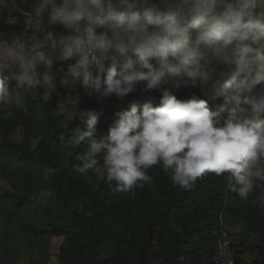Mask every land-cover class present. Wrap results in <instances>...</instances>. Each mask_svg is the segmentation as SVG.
Returning a JSON list of instances; mask_svg holds the SVG:
<instances>
[{
  "label": "clouds",
  "instance_id": "obj_1",
  "mask_svg": "<svg viewBox=\"0 0 264 264\" xmlns=\"http://www.w3.org/2000/svg\"><path fill=\"white\" fill-rule=\"evenodd\" d=\"M25 2L27 31L0 38V111H26L29 96L46 105L59 87L79 84L101 102L165 78L186 77L184 87L199 81L208 97L178 99L165 91L156 106L147 101L117 111L107 135H98L100 113L75 110L79 96L65 95L52 115L71 129L72 144L86 145L75 173L131 192L151 185L148 170L159 164L185 189L206 173H227L241 199L256 187L264 191V0ZM18 9L17 0H0L10 26ZM57 25L63 34L46 31ZM219 98L223 103L211 109L209 100ZM54 171L45 169V177Z\"/></svg>",
  "mask_w": 264,
  "mask_h": 264
},
{
  "label": "trees",
  "instance_id": "obj_2",
  "mask_svg": "<svg viewBox=\"0 0 264 264\" xmlns=\"http://www.w3.org/2000/svg\"><path fill=\"white\" fill-rule=\"evenodd\" d=\"M17 3V25L6 23L8 13L0 14L2 39L27 31L23 21L30 5ZM49 29L63 34L61 26ZM184 79L165 78L151 89L141 84L128 97L161 98L168 91L178 99L208 98L199 81L184 87ZM68 94L79 96L75 110L100 113L97 134L107 135L119 110L101 106L79 84L59 87L46 105L38 95L29 96L26 111H0V264H46L55 237L63 238L59 264H220V239L229 226L238 229L236 235L230 232L235 264H264V191L256 187L241 199L230 190L227 173H206L185 189L174 186L159 164L148 170L151 185L131 192L116 191L115 182L109 185L95 175L85 180L73 170L84 141L72 144L71 129L52 115ZM222 103L223 98L209 100V107ZM79 124L75 120L72 127ZM49 167L55 171L46 178Z\"/></svg>",
  "mask_w": 264,
  "mask_h": 264
},
{
  "label": "built area",
  "instance_id": "obj_3",
  "mask_svg": "<svg viewBox=\"0 0 264 264\" xmlns=\"http://www.w3.org/2000/svg\"><path fill=\"white\" fill-rule=\"evenodd\" d=\"M160 98H143L139 101H135L133 98L128 97L120 98L119 100L110 101L108 98H104L100 103L101 106L110 109H116L119 111L129 109L132 103L142 105L147 101H152L153 105L156 106L159 103ZM232 235L228 228H224L220 239V248L218 253V261L220 264H235L233 258V250L231 248Z\"/></svg>",
  "mask_w": 264,
  "mask_h": 264
},
{
  "label": "rangeland",
  "instance_id": "obj_4",
  "mask_svg": "<svg viewBox=\"0 0 264 264\" xmlns=\"http://www.w3.org/2000/svg\"><path fill=\"white\" fill-rule=\"evenodd\" d=\"M50 29H46V31H48ZM108 99H110V97H106ZM111 102H113L114 100L113 99H110ZM228 230L232 233H234L236 235V233L238 232V229L237 227H233V226H229L228 227ZM63 238L62 237H55L53 239V244H52V251H53V255L50 259L49 262H47L46 264H59L58 261H57V258H56V254L58 252V249H59V245L61 244Z\"/></svg>",
  "mask_w": 264,
  "mask_h": 264
}]
</instances>
